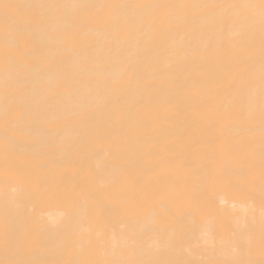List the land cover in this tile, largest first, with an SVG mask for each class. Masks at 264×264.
Masks as SVG:
<instances>
[{
  "label": "bare ground",
  "instance_id": "bare-ground-1",
  "mask_svg": "<svg viewBox=\"0 0 264 264\" xmlns=\"http://www.w3.org/2000/svg\"><path fill=\"white\" fill-rule=\"evenodd\" d=\"M0 264H264V0H0Z\"/></svg>",
  "mask_w": 264,
  "mask_h": 264
}]
</instances>
